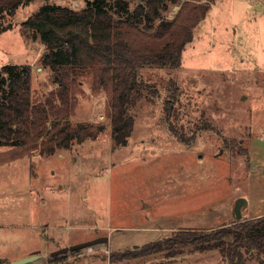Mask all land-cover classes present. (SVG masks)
Wrapping results in <instances>:
<instances>
[{
    "label": "rangeland",
    "instance_id": "rangeland-1",
    "mask_svg": "<svg viewBox=\"0 0 264 264\" xmlns=\"http://www.w3.org/2000/svg\"><path fill=\"white\" fill-rule=\"evenodd\" d=\"M189 1L172 5L165 19L174 20ZM136 2L130 1L131 9ZM213 2L180 67L140 70L127 146L115 142L109 101L105 93H93L89 69L79 77L82 93L69 120L105 127L96 139L50 156L0 146V155L23 156L0 163V264L34 255L43 259L29 264H117L126 253L127 264H230L219 247L208 245L136 256L146 244L183 231L230 226L241 198L247 201L242 220L264 216V0ZM46 4L76 11L87 6L84 0H35L6 15L3 24L13 29L0 34V69L30 65L37 102H45L58 85L41 65L46 46L22 23ZM171 85L177 90L169 113ZM98 237H111L110 243L78 261L85 249L49 256L73 240ZM248 263L260 264L252 256Z\"/></svg>",
    "mask_w": 264,
    "mask_h": 264
},
{
    "label": "trees",
    "instance_id": "trees-1",
    "mask_svg": "<svg viewBox=\"0 0 264 264\" xmlns=\"http://www.w3.org/2000/svg\"><path fill=\"white\" fill-rule=\"evenodd\" d=\"M34 1L0 0V34L13 29V25L3 24L6 15L15 16L20 8ZM84 1L87 6L80 11L46 4L22 23L26 33L39 36L46 46L41 65L50 68L58 90L45 102H37L32 96V67L4 65L0 69V146L21 148L22 155L39 149L41 155L50 156L57 149L68 150L74 144L96 139L105 127L86 122L73 125L69 120L82 93L79 77L86 69L92 73L93 93H105L109 101L107 114L116 144L127 146L134 128L129 108L134 92L139 94L141 90L137 86L142 87L140 70L145 66L180 67L195 28L210 13L209 3H214L185 2L175 19L167 21L165 14L179 0H137L134 9L130 1L135 0ZM115 14H120L118 19ZM176 90L175 85L169 88V113ZM207 128L213 129L211 125ZM22 155L2 154L0 163ZM190 232L146 244L136 256L192 244L200 249L207 245L219 247L230 264H249L250 256L264 264V216L237 220L209 233ZM130 255L124 254L122 260Z\"/></svg>",
    "mask_w": 264,
    "mask_h": 264
},
{
    "label": "water",
    "instance_id": "water-1",
    "mask_svg": "<svg viewBox=\"0 0 264 264\" xmlns=\"http://www.w3.org/2000/svg\"><path fill=\"white\" fill-rule=\"evenodd\" d=\"M247 204V201L245 199H239L236 204H235V208H234V217L236 220H242V207ZM108 243V237H99L93 240H89V241H85L82 243H78L75 245H71L68 247H64L61 249H58L56 251H54L52 253L53 257H57V256H61V255H65L68 254L69 252H73V251H77V250H83L89 247H93V246H98L100 244H106ZM41 256L39 255H34V256H30L18 261L13 262L12 264H29V263H33L35 261H37Z\"/></svg>",
    "mask_w": 264,
    "mask_h": 264
},
{
    "label": "crops",
    "instance_id": "crops-1",
    "mask_svg": "<svg viewBox=\"0 0 264 264\" xmlns=\"http://www.w3.org/2000/svg\"><path fill=\"white\" fill-rule=\"evenodd\" d=\"M242 212H243V209H242ZM249 218H251V217H247L246 219H249ZM99 238V237H98ZM91 239V238H90ZM96 239V238H95ZM110 240H111V237H108V243H110ZM89 241V240H88ZM79 242V241H78ZM78 242H75V240H73V241H71V242H69V244L68 245H73V244H75V243H78ZM82 243V242H81ZM107 243V244H108ZM101 245V244H100ZM54 250H56V249H54ZM53 250V251H54ZM74 252V251H73ZM52 253L53 252H50L49 253V256H52ZM84 254H87V253H85L84 251H81V253H80V255L78 256V257H76L77 259L75 260V261H78L79 260V258H80V256H82V255H84ZM93 254V253H92ZM92 254H90V255H92ZM25 258V257H24ZM24 258H21V259H24ZM40 259H43V257H40L38 260H40ZM111 260V259H110ZM184 259H182L181 261H183ZM13 261V260H12ZM178 261V260H177ZM15 262V261H14ZM99 262V261H98ZM69 264H73V262H70ZM109 264H113V262H112V260L110 261V263ZM117 264H127V259L126 260H120V261H118V263ZM162 264V263H161Z\"/></svg>",
    "mask_w": 264,
    "mask_h": 264
},
{
    "label": "built area",
    "instance_id": "built-area-1",
    "mask_svg": "<svg viewBox=\"0 0 264 264\" xmlns=\"http://www.w3.org/2000/svg\"><path fill=\"white\" fill-rule=\"evenodd\" d=\"M95 249H97V246H93V247H89V248H86L85 249V252L88 253V254H92L94 253Z\"/></svg>",
    "mask_w": 264,
    "mask_h": 264
}]
</instances>
